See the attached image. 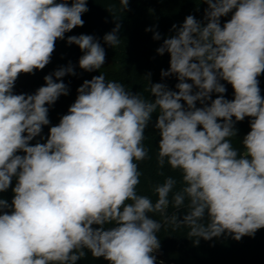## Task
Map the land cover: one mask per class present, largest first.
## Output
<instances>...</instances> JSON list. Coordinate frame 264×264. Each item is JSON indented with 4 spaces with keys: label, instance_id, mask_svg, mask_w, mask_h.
Masks as SVG:
<instances>
[{
    "label": "clouds",
    "instance_id": "1",
    "mask_svg": "<svg viewBox=\"0 0 264 264\" xmlns=\"http://www.w3.org/2000/svg\"><path fill=\"white\" fill-rule=\"evenodd\" d=\"M201 2L203 20L188 15L173 24L175 34L156 49L170 55L161 77L174 75L176 90L152 83L148 73L147 99L100 72L78 87L46 142L33 145L50 124L48 106L69 94L62 78L75 71L69 64L45 75L34 94H14L15 82L43 70L56 41L82 27L89 9L86 0H0V193L16 181L11 203L0 198V264H76L85 250L109 264H156L166 227L187 228L195 245L264 229V0ZM119 3L107 8L115 27L103 41L112 48L122 42L119 21L129 0ZM67 43L82 51L84 71L104 66L94 36H68ZM246 117L250 131L237 148L235 124ZM150 125L160 137L158 175L166 165L181 175L179 190L170 175L153 186L155 202L137 192L139 162L151 159L144 143Z\"/></svg>",
    "mask_w": 264,
    "mask_h": 264
},
{
    "label": "trees",
    "instance_id": "2",
    "mask_svg": "<svg viewBox=\"0 0 264 264\" xmlns=\"http://www.w3.org/2000/svg\"><path fill=\"white\" fill-rule=\"evenodd\" d=\"M89 11L82 15L84 25L76 27L65 33L64 40H57L55 51L52 54L51 62L43 70H36L34 74H21L15 82L14 94H34L36 90L45 84L44 76L53 73L62 66L71 64L75 75H65L62 80L68 86L69 94L61 95L54 105L48 106V118L50 124L43 127L40 136L36 137L31 144L46 142L51 126L59 123L62 115L67 114L69 107L77 97V89L84 80H91L93 76L106 75L109 80H115L125 85L134 93L139 92L147 99H151L148 81L145 75L151 73L152 83H165L170 89L176 90L177 78L173 76L161 77V70H168L170 67V55L157 54L156 49L163 43V39L175 34L172 25L178 27L183 24L186 16L193 15L197 20H203L204 10L207 5L201 0H129L126 10L119 23L122 25L119 36L121 44L112 48L103 41L106 33L114 27L112 14L107 8L116 10L120 8L119 0H86ZM70 3V0H69ZM231 18H221V24ZM151 28L153 31H146ZM159 32L160 40H154L153 35ZM88 34L94 36L106 52V60L100 71L86 72L79 67V58L83 55L80 48L67 43V37L72 35ZM55 79V77H54ZM260 81L261 95L264 96V75L258 77ZM59 82V81H58ZM191 83V81H187ZM227 89L226 99L234 98V90L230 84L221 81ZM215 93L212 98H216ZM197 106L200 104L197 102ZM235 119V118H233ZM250 119L246 117L243 121L237 122V137L233 139V145L240 148V140L250 131ZM155 115L153 116V123ZM145 146L149 148L151 159L139 162L143 173L140 177V184L137 187L138 194L149 196L153 202L157 199L153 193V186L162 183L165 176H173L177 180L176 190L181 187V175L179 171H173L169 166L163 169L164 176L158 175L156 165L157 145L159 135L150 125L146 130ZM43 137L44 139H41ZM23 155V153H18ZM12 186L5 192L0 193V198L6 199L9 203L13 198ZM175 209L169 207L168 214L171 215ZM183 212H181L182 218ZM153 219L160 220L159 214ZM110 227V225L108 226ZM187 228L172 230L171 227L162 229L158 236L160 238V249L154 253L158 259L165 264H264V229L258 230L254 237L244 236L237 241L229 234H222L211 240L200 239L195 245L193 240L187 237ZM76 264H109L104 258L92 257L90 251Z\"/></svg>",
    "mask_w": 264,
    "mask_h": 264
},
{
    "label": "water",
    "instance_id": "3",
    "mask_svg": "<svg viewBox=\"0 0 264 264\" xmlns=\"http://www.w3.org/2000/svg\"><path fill=\"white\" fill-rule=\"evenodd\" d=\"M156 264H165V263L162 260H160V259L157 258Z\"/></svg>",
    "mask_w": 264,
    "mask_h": 264
}]
</instances>
